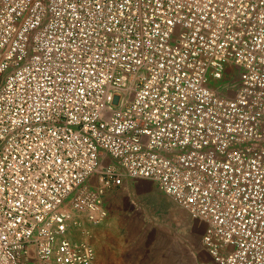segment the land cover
Listing matches in <instances>:
<instances>
[{
	"label": "built area",
	"instance_id": "2783aa9c",
	"mask_svg": "<svg viewBox=\"0 0 264 264\" xmlns=\"http://www.w3.org/2000/svg\"><path fill=\"white\" fill-rule=\"evenodd\" d=\"M126 176L264 264V0H0V264H94Z\"/></svg>",
	"mask_w": 264,
	"mask_h": 264
},
{
	"label": "rangeland",
	"instance_id": "374dc122",
	"mask_svg": "<svg viewBox=\"0 0 264 264\" xmlns=\"http://www.w3.org/2000/svg\"><path fill=\"white\" fill-rule=\"evenodd\" d=\"M228 76L226 92L233 94L238 70L229 67ZM104 201L107 218L99 225L84 221L75 233V240L90 236L97 251L94 264H214L202 243L206 223L152 180L126 176Z\"/></svg>",
	"mask_w": 264,
	"mask_h": 264
}]
</instances>
